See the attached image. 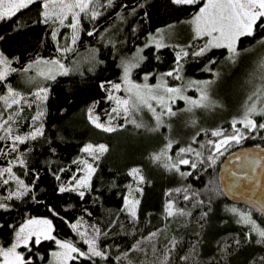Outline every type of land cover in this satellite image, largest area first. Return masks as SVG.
<instances>
[{"label": "trees", "instance_id": "obj_1", "mask_svg": "<svg viewBox=\"0 0 264 264\" xmlns=\"http://www.w3.org/2000/svg\"><path fill=\"white\" fill-rule=\"evenodd\" d=\"M203 3L204 0L193 5H176L172 0H113L112 5L107 6L108 0H99L96 8L101 15L95 21L83 19L80 36L70 57L94 48L96 58L67 75L58 74L55 79L44 82L47 99L42 103V135L18 143L16 151L12 150L8 139L0 141V167L19 156L25 164L22 166L17 162L13 171L27 185V192L20 198L12 197L1 202L7 207L0 209V247L11 244L14 229L26 220L47 216L52 221L56 239L72 241L84 251L86 243L70 225L82 220L93 232L94 228L101 232L97 243L107 254V259L79 257L68 264H159L165 255H169V264H264V243H257L258 238L251 228L237 223L235 216L226 212V205L233 201L225 197L218 180L223 157L238 146L264 145V129L257 128L245 134L246 138L239 144L231 143L226 150H221L222 154L215 156L212 163L206 159L212 151L207 142L219 138L211 135L212 128L219 125L226 134H231L232 116L208 119V125L199 124L192 128L188 136L185 134L182 139L173 141L172 148L167 150V156L176 160L181 145L196 135L203 162L187 153L185 157L197 160V167L192 169L181 165L180 172H177L164 166L166 157L160 161L152 158L153 153H161L168 143L163 134L151 135L144 129L130 130L128 122L122 120L116 131L106 132L95 127L89 119L91 107L103 119L109 111L108 85L121 76L120 56L133 52L149 33L158 28L191 17ZM101 4L105 7H100ZM41 11L38 0L11 19L0 21V51L12 60L16 69L0 82V94L6 92L11 82L17 84L15 80L30 61L58 55L51 23L42 22ZM90 31L94 33L91 36L88 35ZM263 34L264 30H259L256 36L242 38L239 44H253ZM143 52L144 57L133 72L136 79L177 67L176 50L170 45H149ZM226 53L223 48H213L203 56L191 52L180 60L181 71L186 76H207L209 73L205 67L217 64ZM38 85H24L22 89L30 93ZM22 107L23 130H27L36 108L35 104ZM258 119L261 123L262 117ZM87 143H104L108 151L93 160L96 170L91 176L90 187L84 190L85 195L81 198L79 192L71 190L68 185L79 171V163L74 161ZM133 167L141 170L142 183H137L129 175ZM181 172L191 175L182 176ZM134 185L138 186L135 192L139 201L135 220L125 209V198ZM61 186L69 190L60 192ZM4 188L5 185L0 186V196L6 193ZM178 188L188 191L177 193ZM184 194L190 199L184 200ZM169 201L175 208L189 214L167 217L165 206ZM250 210L264 219L263 215ZM157 230L160 235L156 238L155 255L146 245L143 252L131 250L137 241ZM172 240L178 243L169 254ZM29 246L31 252L23 246L19 248L20 252L26 258L30 257L33 264H46L57 244L55 240H42L38 246H33L32 242ZM124 253L127 258L118 260L117 257Z\"/></svg>", "mask_w": 264, "mask_h": 264}, {"label": "snow or ice", "instance_id": "obj_2", "mask_svg": "<svg viewBox=\"0 0 264 264\" xmlns=\"http://www.w3.org/2000/svg\"><path fill=\"white\" fill-rule=\"evenodd\" d=\"M38 0H0V21L9 20L16 15L22 9L28 8L30 5L36 4ZM41 3V16L43 17L44 23L52 21L53 23L59 22L61 26H64L65 19L68 18V14H71L72 23L68 25L73 29L72 44L74 45L79 38L78 28L80 25V15L83 13L89 19L95 21L101 12L97 10L95 5L99 3V0H59L60 8L59 11L50 10L51 5L54 0H40ZM113 0H108V5L111 6ZM172 3L176 5H193L199 3V0H172ZM100 7H105L101 4ZM193 25V31L196 37H208L205 45L199 49V51L193 53L195 56H203L208 51L213 48H223L227 50L228 59L231 62H235L237 57L240 55L238 51V44L242 38L254 37L257 35L259 30H264V0H206L203 7H200L198 13L195 14L193 20L191 21ZM93 32H88V35H93ZM57 32L54 30L52 33L53 39L56 38ZM2 39V37H0ZM259 43H264V37L259 41ZM164 45L157 42V47H163ZM61 54L70 52L73 49L71 47L65 46L63 49H57ZM183 56H188V52L184 51ZM182 59L181 53H177V65L178 67L173 71L165 73L166 76H174L176 79H181L179 71L181 66L179 64ZM36 64L51 65L46 72L42 71L39 74L44 76L46 79H55L57 74L56 69H58V74L67 75L69 69L60 62V60L53 59L50 61L37 60ZM210 63H215V61H210ZM11 61L0 52V82L5 81L9 72L16 71V69L11 68ZM138 66L136 64L124 63L122 64L124 71V83L126 85L130 84L128 77L134 67ZM32 67V65H29ZM210 71V69H207ZM27 71V69H25ZM218 75V73L216 74ZM163 79V77H161ZM147 80V76H145ZM198 85V90L200 91V98L198 100H192L189 97L183 95V90L178 87H168L165 83L158 85L155 89L150 88L147 84L141 86L136 84H131L130 87L126 88V91L130 93L129 98L121 99L109 93L108 99L115 101V107L111 109L109 113V120L107 123H101L98 116H93V109H89V119L95 125V127L100 128L106 132L116 131V126L113 125L112 121L116 118L123 117L125 122H130L136 125L137 128L143 127L142 124L137 123L134 119L129 120L131 114L135 111H139L141 108H147L153 115L156 121L155 128L149 129L150 131H156L160 126L163 125V116H175L176 112L172 110L171 103H174L177 98L184 99L190 105L187 111L191 112L193 108H208L213 106L214 102L210 101L208 91L210 86L215 83V81H202V82H192ZM101 87H104L102 84ZM120 84H111V89L115 91L120 90ZM34 96L37 100L47 99V90L39 89ZM0 101H3L5 105V110L13 108L14 105L20 106L19 110L14 115H9L7 119H3L0 115V130H3L4 134L0 135V141L10 139L12 141V150L16 151L17 143H24L27 139L35 140L38 135H42L41 128H36L28 136L12 135L13 128L11 122H14L16 117L19 116L20 112L23 111L22 102L27 103L25 97H23L19 92H16L10 86H7V94L0 95ZM151 101H155L160 107L161 111L157 113L156 108L153 107ZM259 105V107H258ZM31 105L29 104V107ZM42 112H38L36 116L32 119L33 121L38 120L42 116ZM260 116L264 117V86L256 88L252 94L248 97V102L245 104V109L243 115L240 119H233L231 135H225L223 130H214L211 135L214 137H222L217 141L209 140L207 143L211 146L212 151L207 156V160L214 163L215 156L217 154H222V149L226 150V147L231 143L239 144L243 139H245V133L236 125L239 123L243 125V128L249 132L259 129H264V123H258L254 117ZM122 126V125H121ZM195 142V141H194ZM173 141L169 140L165 149L161 153L153 154V160L160 161L162 157H166L164 166L170 171L174 170L180 172L181 165H190L192 169L197 167V160H192L185 158L187 153H193L200 162H203L202 152L196 151L189 145L187 148H181L177 153V159L173 161L172 157L167 156V150L171 149ZM203 148L204 145H201ZM2 151V150H0ZM83 152L87 153L93 158V160H98L101 155L108 151V148L104 144L92 145L88 144L83 149ZM23 166L25 164L24 160L19 161ZM74 163H80L84 165L85 176L81 179L76 180V185L73 191H79L81 188H89L90 180L92 174L95 172V168L92 164L88 163L86 160L74 161ZM5 173L9 175V179L15 180L20 188L24 191H17L16 193L10 194L8 199H12V195L20 198L27 192V187L24 185L22 180H19L13 173L12 167H5L0 169V176ZM182 176L191 175V173H180ZM129 175L137 178L139 182H143L144 177L140 175L139 169L133 168L130 170ZM59 180V176L56 177ZM4 184L8 183V180H3ZM68 188L61 186L59 188L60 192L68 191ZM177 193H187V189H176ZM85 195L84 191H79V196L83 198ZM196 194L193 193V196ZM184 200H189L190 196L184 194ZM199 204H203V201H198ZM139 201H130L125 198V209L129 212L130 216L135 220L136 218V205ZM131 205V206H129ZM195 206V205H194ZM7 206L4 203H0V209H5ZM230 211L237 217V223L243 225H251V231L256 232L259 239L257 243H264V230L256 227V223L252 220L251 215L245 212H241L236 208L230 209ZM165 213L167 217H172L174 215H186L183 209L175 208L172 201H169L165 206ZM207 215V213H204ZM73 230H76L78 234L84 238V242L88 245L87 251H81L79 248L74 246L69 241H61L56 239L52 235L53 226L52 221L49 219H28L25 223L20 225L19 230H15V240L10 247L4 248L0 247V264H33L32 259L26 258L23 253L17 251L18 248L23 246L31 252L30 242L33 246H38L41 244L42 240L51 241L55 240V243L62 250L60 252H53V257H56L60 264H68L70 260H76L79 257H83L86 260H92L95 257L100 259H107V254L101 250L98 246V238L101 232L98 228H94L95 236L92 238H87L86 232L79 231L80 224L70 225ZM106 235V233H104ZM160 235V230L151 232L148 236L144 237L143 240L137 241L135 245L132 246L133 251L143 252L144 246L150 247L151 251L155 255L156 249V238ZM33 238L34 241H33ZM177 241L172 240L170 242L171 248L168 249L170 254L173 249L177 247ZM238 243V242H237ZM77 254V255H74ZM127 258V253H124L122 257H117L118 260H123ZM181 259L187 260L188 257H181ZM264 259V258H262ZM159 264H169V255H165Z\"/></svg>", "mask_w": 264, "mask_h": 264}, {"label": "rangeland", "instance_id": "obj_3", "mask_svg": "<svg viewBox=\"0 0 264 264\" xmlns=\"http://www.w3.org/2000/svg\"><path fill=\"white\" fill-rule=\"evenodd\" d=\"M205 3H206V0H204V3L202 4L201 7H203ZM59 8H60L59 0H54V3L51 5L50 10L58 12ZM198 11H196L191 17L185 20H182L179 23L169 24V25L158 28L155 32L149 33L145 41L143 42V44L136 46L133 52L129 54L121 55L119 58L120 65H121V76L118 80L109 83L108 96H109V93L111 92V94L116 97H119L121 99H127L129 98L130 93L126 91V88L130 87L131 84H136V85H141V86L147 84L150 88L155 89L158 85L165 83L168 87L181 88L183 90V95L185 97H189L192 100H198L200 98V91L198 90V85L192 82L194 81L202 82V81L211 80V81H215V83H213L210 86L208 95H209L210 101L214 102L213 106L208 107V108H202V107L193 108V110L189 112L187 111V109L190 107V105L186 102V100L177 98L174 103H171L172 110L176 112V115L175 116H163L162 119L164 123L156 131L149 130V129L155 128L156 126V121L152 113L147 108H141L139 111L133 112L131 116L129 117V120L134 119L137 123L142 124L143 127L137 128L135 124L128 122L129 127L127 128L129 129L131 128L130 130L144 129L145 131H147V133H150L151 135H155L157 134V132H159V134L164 135L166 140L177 141L178 138L182 139V137H184L185 134H187L188 136V133H191V129L198 126L199 124L208 125L207 123L213 117L215 118L220 117L222 119H225L226 117L230 118L232 116L230 119L231 120L230 123L232 125V121L234 118L240 119L242 117L244 109H245V104L246 102H248V97L252 94V92L256 88L264 86V43H259L262 37H264V34L253 44H250L247 46H240V44H238V51L240 55L237 57L234 63L226 59V57L228 56V53H226L225 57H223L217 64L207 65L205 67V70L209 73L207 76H204V77L186 76L180 70L179 75L181 79H176L175 74L174 76L164 75L165 73L173 71V70H170L165 73L144 74L141 78L136 79L133 73L135 69L134 67L128 77L131 83L128 85L124 83V79H123L124 71H123L122 64L124 63L136 64L137 62L139 64L144 57L143 50L146 46L153 45L157 47V42L162 43L164 46L170 45L175 48L176 55L177 53H181L182 58L184 57L183 56L184 51H187L188 54L191 52L195 53L199 51V49L205 45L208 37H196L193 31V25L191 21L193 20V17L195 16V14L198 13ZM83 19H89V18L86 17L83 13H81L80 15L81 22L77 30L78 36H80V33H81ZM49 22L51 23L52 33L54 30L57 32V35L55 38L57 47L59 49H63L65 46H68L74 50L75 44L73 45L71 42L72 35H73V29L71 27H68V25L72 23L71 14H68V18L65 19L64 26H61L58 21L55 23H53L52 21H49ZM118 27L114 29L112 28L113 31L117 29ZM72 51L66 52L63 54H61V52L58 51V55L55 57L36 58L30 61L25 66V69H27V71H25L24 69L21 75L15 80L17 83L16 85H19V86H16L11 82L10 87L14 89L16 92H19L27 100V103L22 102V105L30 104L31 106H33V104H35L36 110L34 111L32 118L36 116L38 112L43 113L42 103L44 101V100L42 101L37 100L36 97L34 96V93H36L41 88L47 90V85H45L44 82L49 80V79H46L44 76H41L39 73L42 71L46 72L48 68L51 67V65L36 64L35 62L37 60L50 61L53 59H57V60H60V62L65 66V68L71 71L73 69L80 68L86 63L92 62L96 58V54H97V51L94 48H92L87 51H81L74 58H71L70 54L72 53ZM4 56L7 57L6 55ZM69 58L70 60L68 61ZM9 60L11 61L10 67L14 68L12 65V60L11 59ZM29 65H32V67H29ZM207 69H210V71ZM0 70H2V68H0ZM56 71H57L56 75H58V69H56ZM10 73H12V71L9 72V75ZM217 73L218 75H216ZM145 76H147V80H145ZM161 77H163V79H161ZM35 84H39V85L30 93H25L22 89V86L24 85L30 86V85H35ZM111 84H120L121 86L120 90L119 91L112 90ZM6 94H7V90L5 93L0 94V95H6ZM109 101H110L109 111L106 113V117L104 119L101 118L97 113H95L94 108L91 107L93 109L92 115L94 117L98 116L101 123H107V121L109 120V113H111V109L115 107V101L114 100H109ZM151 103L153 104V107L156 108L157 113H159L161 111L160 107L156 104L155 101H151ZM19 107L20 106L14 105L13 108L5 110V105L3 101H0V115H2L3 119H7L9 115H14L19 110ZM20 115H21V112L19 116L16 117L15 121L11 122V126L13 128V133H12L13 136L14 135L28 136L29 133H31L36 128L42 129V116H40L38 120L33 121V119H31L30 121L31 123L29 127L27 126L28 129L23 130V126H24V122H22L23 116H20ZM258 117L260 116L254 117V119L257 122L259 120ZM208 119L209 121L207 122ZM121 120L125 123V119L123 117L114 119L112 123L114 126H118V123ZM261 123H264V117H262ZM179 124H181L182 126L181 129H180ZM236 127L244 131L245 134L249 133V131L245 130L243 128V125L239 123L236 125ZM214 130L225 131V129L219 125L212 128V131ZM3 134H4L3 130H0V135H3ZM231 134L225 133V135H231ZM219 139H222V137L217 138L215 141ZM8 140H9L10 146L12 147V141L10 139ZM88 144H92L95 146V145L104 144V143H87L83 146V148ZM189 145H191V147L195 149L196 151H200L199 143L196 140L195 134L189 137L188 141H186V143L181 145L180 148H187ZM185 158H188V157H185ZM81 160H86L88 161V163L92 164L93 167H95L93 163V158L83 151L77 158V162ZM19 161H20V157L18 156V159L10 160V162L7 165L0 167V169H3L5 167H12V170H13L14 164H16ZM184 167L187 168L190 166L184 165ZM133 168L139 169V167H133ZM78 169L79 171L75 176L76 180L81 179L85 176V172L81 170V169H84V165L79 163ZM139 172H140V175L143 176L140 169H139ZM15 176L19 180H22L16 174ZM6 179L8 180V183L4 184L3 180H6ZM76 180L73 179L72 182L68 185V187L73 189L76 185ZM135 180L137 183H139L137 178H135ZM2 185H5L4 189L6 190V193L0 196V203L3 202L4 199H8L10 194L16 193L17 191H24L23 188H20L17 185L15 180L9 179V175L7 173H5L3 176H0V186ZM24 185L27 187L25 183ZM85 189L86 188H81L79 189V191H84ZM137 189H138V186L134 185L130 189L126 198L133 202L138 201V198L135 192L137 191ZM12 197H16V196L12 195ZM232 208H236L241 212L250 214L252 220H254L256 223V227L261 230H264V219L256 215V213L251 211L249 207L245 206L243 203H237V202L231 203L230 202L229 204L226 205L225 210L227 213H230L231 215H233V213L230 211V209ZM32 218L51 220L47 216H34ZM235 218L237 219L236 216ZM78 222L80 224L79 231L86 232L87 238H92L95 236V232H93V229L88 228L87 225L82 220H76L74 221L73 224H77ZM246 226H249L251 228V225H246ZM19 227L20 226L17 227L16 229L17 231L19 230ZM254 233L259 239L257 233L256 232ZM52 235L54 236L53 231H52ZM80 238L84 241V238H82L81 236ZM14 240H15V233H14V238L11 244L14 242ZM58 240L69 241L66 239H58ZM69 242H71L74 246H76L77 248L81 250V248L78 247L74 242L72 241H69ZM11 244L4 248L10 247ZM85 249L87 251L88 249L87 244H86ZM17 251L20 252V249L18 248ZM60 251L62 250L57 245L51 252L50 261H48L46 264H60L59 260L56 257H53L52 255L53 252H60ZM81 251H84V250H81ZM74 255H77V254H74Z\"/></svg>", "mask_w": 264, "mask_h": 264}, {"label": "water", "instance_id": "obj_4", "mask_svg": "<svg viewBox=\"0 0 264 264\" xmlns=\"http://www.w3.org/2000/svg\"><path fill=\"white\" fill-rule=\"evenodd\" d=\"M218 180L225 197L264 216V145L246 144L222 159Z\"/></svg>", "mask_w": 264, "mask_h": 264}]
</instances>
